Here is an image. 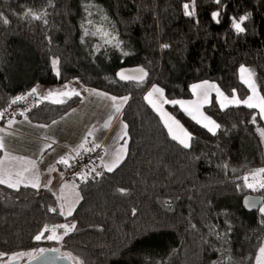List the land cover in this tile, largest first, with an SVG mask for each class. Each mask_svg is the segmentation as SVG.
<instances>
[{"label":"trees","instance_id":"trees-1","mask_svg":"<svg viewBox=\"0 0 264 264\" xmlns=\"http://www.w3.org/2000/svg\"><path fill=\"white\" fill-rule=\"evenodd\" d=\"M185 3L194 6L193 16L184 15ZM90 4L115 37L112 44L82 41L80 21ZM0 13L9 21L0 20V110L38 84L76 81L130 97L119 117L128 125L127 155L113 172L78 182L82 199L72 216L59 214L47 189L0 185V252L6 254L0 262L60 248L83 264H254L264 217L244 210L242 199L264 201V189L253 191L243 180L264 168L256 110H220L211 103L206 112L220 125L213 135L167 105L192 136L186 149L168 136L144 94L157 85L168 100L189 98L191 84L212 81L225 95L235 90L244 98L247 89L237 76L243 65L264 95V0H0ZM243 16L244 31L237 32L233 21ZM54 57L59 76L51 69ZM126 67L148 73L141 86L115 78ZM27 98L36 103L13 116L36 125H48L80 101L73 96L57 105ZM63 224L76 229L63 236L57 227ZM53 231L63 238L48 240ZM41 232L44 238L36 241Z\"/></svg>","mask_w":264,"mask_h":264},{"label":"snow or ice","instance_id":"snow-or-ice-1","mask_svg":"<svg viewBox=\"0 0 264 264\" xmlns=\"http://www.w3.org/2000/svg\"><path fill=\"white\" fill-rule=\"evenodd\" d=\"M216 3L219 4L220 0H216ZM184 7V15L185 16H193L195 14L194 6L185 3L183 5ZM31 14V13H29ZM33 16V19L39 20L41 19L40 15L31 14ZM219 16V12H213L212 18L217 19ZM246 16L240 17L239 22L233 21V28L237 32H243L244 28L241 27V23L246 19ZM0 20L4 24H8L9 21L3 17V14L0 13ZM46 22V21H45ZM89 24H91V21H88ZM97 33H102V37L104 39V43L106 44H112V42L115 40V37L111 35V33L104 31L103 29L97 28L96 32L89 33L88 29L85 28V35H96ZM114 47H119L120 42L116 41V43L113 45ZM162 48H167L169 45L163 44L161 45ZM124 55H128V53H124ZM59 61L53 60L52 65L53 69L56 72L57 76H59V69L57 68ZM240 72V79L241 81L248 86V88L251 91V95H249L246 99H239L236 94L235 90H233V94L231 97L225 95L224 92L220 90V88L215 83H210L209 81H202L197 84H192L190 86V90L192 94L197 98L195 100H168L164 98V92L163 89L159 88L156 85H153L152 88L147 92V94L144 96V100L149 104V106L155 111L159 116L161 121L163 122L164 128L167 130L168 136L173 140L176 141L178 144H180L183 148H189L190 147V141L192 140L191 134L183 128V126L180 124L178 120H176L173 116H171L169 113L165 112L163 110L164 104H173V105H179L183 111L189 115L197 124H200L202 127L206 128L209 132L213 133L215 135V131L217 128L220 127L219 124H217L213 119H211L209 116L205 115L201 108L204 104L208 103V96L210 91H215L216 93V99L219 103V106L221 110H224L228 108L229 106H240L244 105L249 109H256L258 110V114L261 119H264V95H261L259 90L257 89L256 82L254 79L255 73L251 70L246 68L245 66H241L239 69ZM148 73L143 68H137L133 70H123L116 73V76L119 78L120 81L125 82H134L137 86H141L147 77ZM84 91H87L89 96H96L97 98L107 101L108 104L106 105L111 109V112L108 116V118L104 121L103 128L109 129L111 128L113 119L118 118L119 114L122 113V110L124 108V105L128 103V100L130 97L123 96V97H117L113 95H109L107 92L98 91L96 89H84ZM37 95V88H32L29 93H27V96H33ZM27 96H17L14 99L11 100L9 107H11L12 104H17L27 98ZM73 96H81V92L78 91L75 88H69L68 84H65L63 86V89L61 90H49L45 95L40 97L42 101H50L53 104H64L67 102V100L71 99ZM6 111V110H5ZM25 111H28V109H25ZM20 115H24V112H20ZM4 118V112L0 111V119ZM16 121L14 119H9L7 121V125L5 127H0V152H3V156H0V185H6L8 188L16 189L18 190L19 187L22 185L23 187H31L33 189L39 190L41 187H47V183H51V181H48L47 183L43 184L40 180V175L37 170V163L35 160H27L24 157H17L12 155L10 152L6 150V142H5V136L6 135H12V133L8 132L7 129L11 128L12 125ZM253 123H255V116L253 117ZM57 121H53V124H56ZM122 125V134L117 137L119 141H122L120 146L116 149H113L109 151L108 148H105V156H108L109 159L105 160V157H100L101 160V167L107 172H113L117 167L120 166V164L124 161L127 152H128V140L127 137L129 135L127 129L128 125L121 121ZM36 127L39 128H46L48 125L40 124L36 125ZM260 137L262 140H264V129H257ZM95 136V129H89L86 133L83 141L77 146L76 149H73L72 151L75 152L76 156L80 155L81 150L84 152H91L95 151L97 148L101 147L100 143L96 142V139L89 140V137ZM56 141L52 140V143L45 144L44 147L41 149V151H45L46 149H51L52 145L55 144ZM91 144L92 146L89 148L86 145ZM74 158L71 155L65 154L64 156H61L56 163L63 164L66 167H71L70 161ZM13 162H17L21 164L20 167L16 168L14 171L10 165L13 164ZM55 167L51 166L49 168V171H55ZM94 172L96 176H101L102 173L100 171L96 170V167H93L89 169V173ZM89 173H82L78 174L81 176V179L86 182L87 175ZM252 180L249 181V176H244V186L252 189L253 191L257 189H264V168L256 169L255 171L250 173ZM69 185H64L63 188H68ZM77 186L71 185V188L73 191L75 190ZM62 188V191H63ZM118 191L121 192V194H124L126 192L125 189H119ZM60 200L63 201L59 205V214L62 216H72L73 212L75 211V207L77 204H79L82 197L80 196L79 192H74V197L70 195H62ZM248 206L252 207L255 206V202H248ZM49 212H56V208L49 207ZM260 212L264 213V207L260 208ZM135 214V211L134 213ZM57 227L63 229V236H67L70 232L74 231L76 229L75 224L67 225H58ZM195 227V226H193ZM45 231H52L49 229H45ZM63 236L56 235L53 231V234L48 235L46 238L48 240H57L63 238ZM42 238H44V232H41L34 236V239L36 241H40ZM44 249H39L37 255H42ZM6 254L3 252H0V259H3ZM16 255H23L22 253H18ZM31 255V253H29ZM14 257H9V260L13 259ZM36 257L33 256V259ZM65 259L73 261V264H83V262L77 258L72 256L70 253H66L64 255ZM7 264V262H5ZM256 264H264V245L260 246L258 249V254L256 255Z\"/></svg>","mask_w":264,"mask_h":264},{"label":"rangeland","instance_id":"rangeland-1","mask_svg":"<svg viewBox=\"0 0 264 264\" xmlns=\"http://www.w3.org/2000/svg\"><path fill=\"white\" fill-rule=\"evenodd\" d=\"M88 21H91V24L88 23ZM106 26H107V23L106 21L104 20L103 16L97 11V9L93 6V5H88V8L86 7V9L83 11V18L81 19L80 21V27H81V38H82V41H84L85 39L88 40L89 38L93 41H92V46H106V43H104V39L102 37V33H97L96 35H85L84 32H85V28L88 29L89 33L91 32H96V29L97 28H100V29H103L104 31H107L106 29ZM108 32V31H107ZM53 60H57V58H52L51 59V69L54 73H56L53 69V65H52V61ZM241 66L238 67L237 69V76H238V79L239 81L245 86V88L247 89V95L244 97V98H240L237 93L236 96L239 98V99H246L249 95H251V91L250 89L248 88V86L246 84H244L241 79H240V72H239V69H240ZM57 68H58V65H57ZM202 82V81H200ZM200 82H196V83H193V84H197V83H200ZM210 83H215L217 86L218 84L216 82H212V81H209ZM69 85V88H75V89H79L81 88L80 85L76 82V81H71L69 83H66ZM65 84H63L64 86ZM192 85V84H191ZM190 85V86H191ZM63 86L61 87V89H63ZM153 85H151L147 91L145 92L144 96L147 94V92L152 88ZM157 86V85H156ZM257 86V85H256ZM159 87V86H158ZM219 87V86H218ZM35 88H37V90H42L43 92H48L49 90H61L60 87H56V86H41V85H37ZM160 88V87H159ZM220 88V87H219ZM258 89V88H257ZM31 90V89H30ZM30 90H27L26 91V94L30 92ZM221 90V89H220ZM79 91V90H78ZM100 91V90H98ZM103 92V91H102ZM189 92H190V97L189 98H179V99H174V100H185V101H189V100H195L197 99L191 92L190 90V87H189ZM33 97V96H32ZM231 97V96H229ZM165 99H167L165 96H164ZM81 100L79 102H81V108L80 110L85 112L87 115H85L83 117V115H79L80 116V120L76 123L71 117H68V113L70 111H68L67 113H65L63 116L65 117H68L69 119H62L61 121L57 122L56 124H53V121L51 123L48 124V127L44 128V132L45 134L42 136L43 138H49L52 139V140H55V141H61V143H66L70 146L68 147H71V148H74L72 145H77V140L81 138H83L86 133L88 132L89 129H95V136L94 137H90L91 139H98L100 136L104 135V133L106 132L107 129H104L103 128V124H104V121L108 118L110 112H111V109L109 107H107L106 105L108 104L107 101H104V100H101L99 98H97L96 96H89V94H86L84 95L82 98H80ZM147 103V102H146ZM211 103H214L215 106L221 110L220 106H219V103L217 102V99H216V93L215 91H210L209 92V96H208V103L204 104L203 107L201 108V111L209 116L211 119H213L207 112H206V107L209 106ZM148 104V103H147ZM149 105V104H148ZM168 106H176V109H178L179 111L182 112L183 115H185L188 119H190L192 122L196 123L189 115H187L183 109H181V107L179 105H173V104H164L163 105V110L167 113H169L171 116H173L176 120H178L180 122V120L173 114V112L170 111V109L167 107ZM240 106H244V105H240ZM246 107V106H245ZM152 109V108H151ZM153 110V109H152ZM256 110V109H255ZM155 112V111H154ZM105 113V114H104ZM156 113V112H155ZM256 113L259 117V119L261 120V125L259 127V129H264V119H261L259 114H258V110H256ZM157 114V113H156ZM158 115V114H157ZM61 116V117H63ZM60 117V118H61ZM159 119H160V116L158 115ZM59 119V118H58ZM56 119V120H58ZM88 119H94L92 121V124H91V128H87L85 127L84 125H82V120L84 121H87ZM54 120V121H56ZM114 120V119H113ZM8 121V120H7ZM6 121V122H7ZM161 121V119H160ZM162 122V121H161ZM95 123V125H94ZM27 125H29L28 123H25ZM32 124V123H31ZM163 124V122H162ZM180 124L183 126V128L185 130H187L185 128V126L180 122ZM197 124V123H196ZM199 126H201L200 124H197ZM202 127V126H201ZM204 128V127H203ZM72 129V130H70ZM206 129V128H204ZM207 130V129H206ZM188 131V130H187ZM208 131V130H207ZM122 134V125H121V121L118 119L115 124L113 125L112 129L110 130L109 134L106 136L107 137V142H106V145L107 146H116L117 148L120 146V144L122 143V141H119L117 139V137L119 135ZM69 140V141H68ZM262 140V139H261ZM12 145L15 147L16 145V140H10ZM76 142V143H75ZM88 147V145H86ZM70 148V149H71ZM50 152H58V149L56 148H51V149H48ZM72 153L74 154L75 152L72 151ZM262 153L264 155V140H262ZM54 154H47L44 161L46 162H53V156ZM64 168V166H63ZM249 176V181L251 182L252 180V177L251 175H248ZM64 179V178H63ZM72 182V184L75 185V181H70ZM73 190V189H72ZM76 192V191H74ZM62 195H70V196H73L74 197V193L72 192H62L61 195H57V198H58V204L60 205L61 203H63L62 200H60L59 198L62 196ZM261 207H264V201L262 202ZM260 208L258 209V211L260 212ZM261 213V212H260ZM264 217V213H261ZM66 216V215H65ZM262 245H264V242L262 243ZM261 245V246H262ZM39 251V250H38ZM38 251H30V252H25V253H22L23 255H11V256H7L4 260V262H0V264H3L5 262H9V261H14V260H19L21 261L22 263L23 262H26L30 259L33 258V256H36ZM29 253H31V255H29ZM66 254V253H65ZM258 254V252H257ZM256 254V255H257ZM9 257H14L13 259L9 260ZM254 264H256V257H255V260H254Z\"/></svg>","mask_w":264,"mask_h":264},{"label":"crops","instance_id":"crops-1","mask_svg":"<svg viewBox=\"0 0 264 264\" xmlns=\"http://www.w3.org/2000/svg\"><path fill=\"white\" fill-rule=\"evenodd\" d=\"M36 86L37 85H35L34 87H36ZM41 86H44V85H41ZM51 86L60 87V89H61L63 84H56V85H51ZM51 86H49V87H51ZM80 87L81 88H79L78 90L81 92L80 98H82L84 95L88 94V92L84 91V89H90V88H85L81 85H80ZM46 93L47 92H45V91L43 92L42 90H37V95H33V97L36 98L37 100H41L40 97H42ZM80 108H81V102H79L68 113V115H69L68 117H71L76 123L82 118V117L80 118L79 115H83V117L85 115H87L85 112L81 111ZM68 117L63 116L56 121L59 122L62 119H69ZM119 117H120V114H119L118 118H116L112 121L111 128L107 129L106 132L104 133V135H102L98 139H96V142L101 144L100 157H102V156L105 157V160L109 159L108 156H105V148H108L109 151L117 148L116 146L114 147V146H107L106 145V142H107L106 136L109 134L110 130L112 129L115 122L119 119ZM9 119H14L16 122L12 125L11 128L7 129V131L12 133V135H6L5 136L6 150L14 156L24 157L27 160H35L36 161L37 170L39 172L42 185L47 183L48 181H51V183H47V187H41L40 189L49 190L52 194L55 195L56 198H57V195H61L62 192H66V193H68V192L74 193V191L78 192L77 187L75 188L74 191L72 190V188H71V185H73L72 182L66 181L63 179V175H62L61 170H62L64 165L56 163V161L61 156H64L65 154L73 156L72 150L74 148L68 147L70 145H68L66 143H61V141L60 142L56 141V143L52 145V148L58 149V152H56V151L50 152L48 149H46L45 151L42 152L41 149L44 147L45 144L52 143V139H50V137L49 138H43L42 137L45 134L44 128L36 127V124H31L30 122H28L27 120H25L23 117H20V116H13ZM93 120L94 119H88L87 121L82 120V122H83L82 125H84L87 128H91V124H92ZM25 123H28L29 125H27ZM6 125H7V122L0 125V127H5ZM94 125H95V123H94ZM70 130H72V129H70ZM84 137L83 138L80 137V139H78L76 141L77 145H72V146L75 147V149H76L77 146L83 141ZM10 140H16L15 147L12 145ZM89 140H92V139L89 137ZM91 146H92L91 144H88L89 148ZM83 152L84 151L81 150L80 153H83ZM47 154H51V155L54 154L52 156L53 162L44 161ZM1 156H3V152H2ZM99 162L101 163V160H99ZM20 166H21V164H19L17 162H13V164L10 165V167H12L14 171L16 170V168H18ZM51 166H54L56 170L50 172L49 168ZM104 172H107V171L104 170ZM72 181H75V185L77 186V184L80 180L75 179ZM66 184L69 185V187L63 188V186ZM62 188H63V191H62ZM57 200H58V198H57Z\"/></svg>","mask_w":264,"mask_h":264},{"label":"built area","instance_id":"built-area-1","mask_svg":"<svg viewBox=\"0 0 264 264\" xmlns=\"http://www.w3.org/2000/svg\"><path fill=\"white\" fill-rule=\"evenodd\" d=\"M35 103V100L26 98L17 104H12L11 107H9V104L6 108L1 109L0 111L4 112V118L0 119V125L13 115L18 114L19 111L31 108ZM72 157L74 158L70 161L72 166H64L61 170L64 180L72 181L79 179L81 181V176L78 174L89 173V169L93 167H96V170L100 171L102 174L104 173V169L100 166L101 163L99 162L100 148H97L95 151L80 153L79 156H76L74 153ZM99 177L100 176H96L94 172H91L87 175L86 180H97Z\"/></svg>","mask_w":264,"mask_h":264},{"label":"water","instance_id":"water-1","mask_svg":"<svg viewBox=\"0 0 264 264\" xmlns=\"http://www.w3.org/2000/svg\"><path fill=\"white\" fill-rule=\"evenodd\" d=\"M137 68H141V67L121 68L117 72L123 71V70L130 71V70L137 69ZM116 79L120 81L117 76H116ZM120 82L135 84L134 82H125V81H120ZM248 202H255V206L249 207ZM262 202H263V198L260 196L247 195L242 199V206L244 210H246L247 212H255L260 208ZM44 250L45 251L43 252V254L36 255L35 259L32 258L23 263L19 260H14V261L7 262V264H73V261L64 258L65 254L62 252L60 248L44 249Z\"/></svg>","mask_w":264,"mask_h":264},{"label":"bare ground","instance_id":"bare-ground-1","mask_svg":"<svg viewBox=\"0 0 264 264\" xmlns=\"http://www.w3.org/2000/svg\"><path fill=\"white\" fill-rule=\"evenodd\" d=\"M116 74V73H115ZM116 78V77H115Z\"/></svg>","mask_w":264,"mask_h":264}]
</instances>
